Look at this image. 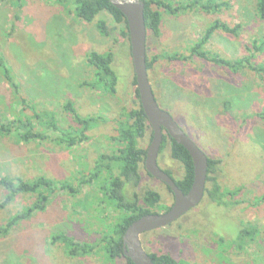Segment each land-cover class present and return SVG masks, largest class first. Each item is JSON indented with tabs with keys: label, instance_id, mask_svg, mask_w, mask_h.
I'll use <instances>...</instances> for the list:
<instances>
[{
	"label": "rangeland",
	"instance_id": "374dc122",
	"mask_svg": "<svg viewBox=\"0 0 264 264\" xmlns=\"http://www.w3.org/2000/svg\"><path fill=\"white\" fill-rule=\"evenodd\" d=\"M190 1L166 0L175 11L159 9V35L146 36L151 63L147 73L158 105L216 162L213 175L225 196L216 204L205 195L180 219L142 234L140 241L146 252L182 264H264V20L255 14L254 0H225L229 5L218 12L193 7ZM14 3L0 0V59L11 78L0 69V122L32 119L35 130L48 137L24 142L17 131L0 134V177L32 181L43 176L67 183L72 190L59 189L43 211L16 223L7 234L0 231V264H126L123 258L110 260L98 244L119 215L100 189L109 172L81 183L99 155L117 149L109 138L123 110L138 106L130 45L121 35L125 28L104 12L85 22L71 0ZM99 20L106 23V34L97 29ZM215 21L237 27V33L217 30L203 49L230 62L242 61L235 68L190 56ZM91 51L113 53L111 66L118 76L113 94L83 84L94 79V69L86 63ZM67 102L81 117L105 120L73 147L57 140L59 131L76 129L72 113L64 107ZM31 108L40 118L32 117ZM42 114H53L58 130L47 127ZM149 143L148 132L139 146L146 150ZM157 162L175 180L183 179L184 168L171 158L168 143ZM140 175L138 186H126L127 195L136 193L142 203L147 191L155 192L159 201L150 211H167L172 193L144 165ZM40 193L45 192L18 195L3 205L7 192L0 188V230L13 215L35 204ZM242 230L250 235H241ZM61 234L79 245L96 244V249L90 255L71 256L53 241Z\"/></svg>",
	"mask_w": 264,
	"mask_h": 264
},
{
	"label": "trees",
	"instance_id": "16d2710c",
	"mask_svg": "<svg viewBox=\"0 0 264 264\" xmlns=\"http://www.w3.org/2000/svg\"><path fill=\"white\" fill-rule=\"evenodd\" d=\"M3 1V0H2ZM21 0H15V5H19ZM59 3L64 0H57ZM74 6L76 15L84 20L85 22L91 23L100 13H107L110 15L115 23L122 24L125 28L121 32L123 37L128 39V30L126 20L120 10L115 8L110 0H71ZM145 3L144 19L147 32H151L153 35L158 36L161 27L162 14L159 9H164L170 12H174V9L170 8V5L166 0H143ZM189 5L193 7L199 6L201 9L207 11L218 12L224 6H228V2L225 0H191ZM188 5V6H189ZM255 14L260 20H264V0H254ZM97 29L101 34L107 33V25L103 20H99L96 24ZM237 27L231 28L227 24L215 21L213 25L207 28L204 36L200 41L194 44L190 49V56H197L207 62L224 65L235 68L239 66L242 61L230 62L219 58L214 55H209L203 46L207 42L208 38L217 30L223 31L227 34L237 33ZM129 41V39H128ZM114 55L108 51L106 53H97L91 51L86 55V63L94 69V79L89 83H83L93 90L102 92L103 94H113L118 85V76L112 70V62ZM247 60V59H245ZM248 61V60H247ZM147 71L151 67V63L148 62L146 56ZM0 69L11 81L8 69L6 68L2 59H0ZM133 84L136 86L135 76ZM153 88V87H152ZM154 92V91H153ZM135 98L138 106L130 110H123L121 113V119L116 121V128L114 133L110 136V141L114 142L117 149L108 154L99 155L97 158L94 168L89 176H85L81 183H91L102 174L103 170L109 172V176L101 182V191L105 198L106 204L113 206L119 215L115 222L110 227L108 232L103 233L102 239L99 241V245L103 244V248L110 260L117 258H123L126 264H134L124 254L123 250V234L129 225L140 218L143 215L154 213L150 211L149 207L154 206L159 201V195L152 191H147L144 194L143 201L140 203L138 195L134 193L131 196L127 195L126 186L131 185L133 187L138 186L141 175L140 168L144 165L146 150L139 146V140L145 137L149 132L150 139L152 137V129L147 123L146 115L140 105L139 95L135 88ZM69 112L72 113L74 121L76 123V129L64 132L59 131L58 142L65 144L67 147L77 146L88 139V134L92 132L100 123L105 122L103 118L99 117H81L79 116L72 107L70 102H67L64 106ZM32 110V117H39L35 113L34 108ZM44 118L48 119L46 122L47 127L52 130H58L53 114H42ZM50 117V118H48ZM17 131L19 138L24 142H31L34 140H43L48 136L44 132L35 130V124L32 119L23 121L18 119L16 122L5 125L0 122V134H10ZM169 144L170 156L172 159L180 162L184 168V177L181 180H175L176 185L186 194L193 182V164L191 157L187 150L171 139L167 134L163 136L162 146L160 152ZM215 161L208 158V169L206 177L205 195L216 204H220L223 201L224 194L221 192V188L217 182L215 173ZM168 175L171 174L166 171ZM210 184L211 188L207 185ZM0 188L4 189L7 194L5 196L3 205L8 204L15 197L22 194H35L39 189L45 193L39 194L38 201L31 207L18 212L13 215L8 223L6 229L0 230L7 234L8 230L20 221L28 220L36 211H43L46 207L50 195L56 193L59 189L61 190H72V187L67 183H55L43 176L34 179L32 181H25L21 178L9 179L7 177H0ZM169 190V189H168ZM169 209V208H168ZM166 209V210H168ZM250 235V231L242 230L241 235ZM240 235V236H241ZM54 242H59L64 245L67 253L71 256H84L90 255L96 249V244L84 243L79 245L73 242L72 239L64 236L57 235L53 237ZM241 247V245H239ZM155 264H182L176 262L174 258L165 254H150Z\"/></svg>",
	"mask_w": 264,
	"mask_h": 264
},
{
	"label": "water",
	"instance_id": "95a60500",
	"mask_svg": "<svg viewBox=\"0 0 264 264\" xmlns=\"http://www.w3.org/2000/svg\"><path fill=\"white\" fill-rule=\"evenodd\" d=\"M112 5L123 14L128 30L130 56L139 95L140 105L152 129V137L146 149L144 168L153 178L161 181L172 193V206L163 213H150L133 221L123 234V250L134 264H155L144 249L140 236L155 229L164 228L200 204L205 194L208 169L207 155L175 122L168 111L162 109L153 92L146 66V36L143 0H110ZM167 134L189 153L193 164V182L184 194L176 185L175 179L164 172L157 159Z\"/></svg>",
	"mask_w": 264,
	"mask_h": 264
},
{
	"label": "flooded vegetation",
	"instance_id": "af4514ba",
	"mask_svg": "<svg viewBox=\"0 0 264 264\" xmlns=\"http://www.w3.org/2000/svg\"><path fill=\"white\" fill-rule=\"evenodd\" d=\"M164 172H166V170H163Z\"/></svg>",
	"mask_w": 264,
	"mask_h": 264
}]
</instances>
